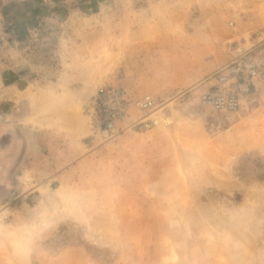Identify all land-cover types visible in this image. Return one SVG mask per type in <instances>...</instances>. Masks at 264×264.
<instances>
[{
  "label": "rangeland",
  "instance_id": "1",
  "mask_svg": "<svg viewBox=\"0 0 264 264\" xmlns=\"http://www.w3.org/2000/svg\"><path fill=\"white\" fill-rule=\"evenodd\" d=\"M4 13L19 19L0 11V204L69 180L94 194L87 225L60 223L33 264H264V84L235 73L261 48L264 0H22ZM222 74L250 88L236 110L204 101ZM101 86L153 106L98 130L86 113ZM0 264L16 262L0 250Z\"/></svg>",
  "mask_w": 264,
  "mask_h": 264
},
{
  "label": "clouds",
  "instance_id": "2",
  "mask_svg": "<svg viewBox=\"0 0 264 264\" xmlns=\"http://www.w3.org/2000/svg\"><path fill=\"white\" fill-rule=\"evenodd\" d=\"M93 192L85 185L65 181L46 183L31 204L10 208L0 204V250L16 264H33L45 236L68 219L87 225Z\"/></svg>",
  "mask_w": 264,
  "mask_h": 264
},
{
  "label": "built area",
  "instance_id": "3",
  "mask_svg": "<svg viewBox=\"0 0 264 264\" xmlns=\"http://www.w3.org/2000/svg\"><path fill=\"white\" fill-rule=\"evenodd\" d=\"M260 34L263 36V40L258 43L261 48L253 55L250 54L253 48L246 50L242 56L244 65L240 62L235 73L239 74L245 71L251 80H262L264 84V30ZM218 81L219 87L206 92L203 95L204 101L218 109L236 110L240 106L241 94L250 91L249 86H245L242 82L235 86L224 74L218 76ZM227 84L232 85V90L223 89V86ZM133 106L149 109L153 106V101L149 96L133 101L124 88L101 86L92 95L87 111L98 130L114 132L117 125L128 117Z\"/></svg>",
  "mask_w": 264,
  "mask_h": 264
},
{
  "label": "crops",
  "instance_id": "4",
  "mask_svg": "<svg viewBox=\"0 0 264 264\" xmlns=\"http://www.w3.org/2000/svg\"><path fill=\"white\" fill-rule=\"evenodd\" d=\"M22 0H0V11L2 10L3 12V21H7L8 23L11 21V20H14V21H18L19 19V16L18 15H8L7 13L5 14L4 11H5V8H7L9 5L13 4V3H20ZM1 20V18H0Z\"/></svg>",
  "mask_w": 264,
  "mask_h": 264
},
{
  "label": "bare ground",
  "instance_id": "5",
  "mask_svg": "<svg viewBox=\"0 0 264 264\" xmlns=\"http://www.w3.org/2000/svg\"><path fill=\"white\" fill-rule=\"evenodd\" d=\"M86 114H88V113H86ZM163 121L165 122V124H169V123H171L172 120H171V118L167 117V118H164Z\"/></svg>",
  "mask_w": 264,
  "mask_h": 264
}]
</instances>
